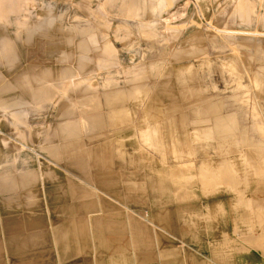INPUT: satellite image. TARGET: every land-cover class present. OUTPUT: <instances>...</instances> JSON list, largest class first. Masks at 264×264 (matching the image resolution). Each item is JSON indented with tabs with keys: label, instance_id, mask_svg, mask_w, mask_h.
<instances>
[{
	"label": "rangeland",
	"instance_id": "obj_1",
	"mask_svg": "<svg viewBox=\"0 0 264 264\" xmlns=\"http://www.w3.org/2000/svg\"><path fill=\"white\" fill-rule=\"evenodd\" d=\"M0 141L24 187L96 188L129 264L264 261V0H0Z\"/></svg>",
	"mask_w": 264,
	"mask_h": 264
},
{
	"label": "crops",
	"instance_id": "obj_2",
	"mask_svg": "<svg viewBox=\"0 0 264 264\" xmlns=\"http://www.w3.org/2000/svg\"><path fill=\"white\" fill-rule=\"evenodd\" d=\"M114 119L116 122L117 117ZM109 122L113 125L111 118H108ZM69 136L72 138L71 141L61 150L51 147L47 153L51 157L80 154L74 143L76 135L72 131ZM0 143L7 145L6 142L0 141ZM12 158L13 167L9 164L11 162L8 161L7 156H0V264H129L130 259H135L131 251L125 250L128 243L134 241V236L124 233L117 236L108 234L102 240L98 235L94 236L93 241H88L87 230L93 224H88L87 216L94 213L97 208L101 209V205L103 207L104 204V199L96 197L98 193L101 194L96 188L24 187L22 172L17 170L22 163L20 155ZM69 161L74 164L72 166L74 169L83 170L76 159ZM172 170L173 174H170V177L174 176L175 179V169ZM136 175L131 182L134 188L148 186V189L150 187L152 190L163 187L164 181L161 179L151 176L144 182L139 175ZM164 183L165 188L174 191L191 187V185H187L186 188L183 185V187L176 185L175 180L171 185ZM177 211L179 212V209ZM100 225L102 222L97 221L96 230ZM123 225L125 226L124 223ZM133 231L134 235H137L136 227ZM95 241L106 244L107 250L88 249L91 247L90 243ZM165 241L175 240L172 237L171 240H166L165 237ZM120 247L122 248L120 250L113 249ZM171 251L173 249L166 246L162 251L165 254L159 256V264H167L168 259H178V256L166 254ZM146 255L144 259H148V262L145 264H150L149 260L152 256L150 253ZM194 260H196L195 264L199 263L198 258ZM253 260H246L245 264L264 263L262 256ZM174 264L182 263L174 262Z\"/></svg>",
	"mask_w": 264,
	"mask_h": 264
}]
</instances>
